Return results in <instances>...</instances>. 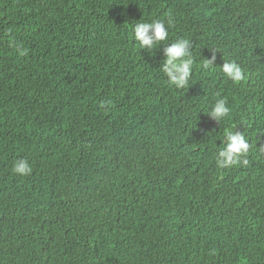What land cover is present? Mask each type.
<instances>
[{"label": "trees", "instance_id": "trees-1", "mask_svg": "<svg viewBox=\"0 0 264 264\" xmlns=\"http://www.w3.org/2000/svg\"><path fill=\"white\" fill-rule=\"evenodd\" d=\"M228 129L250 149L221 168ZM0 264H264V0H0Z\"/></svg>", "mask_w": 264, "mask_h": 264}, {"label": "clouds", "instance_id": "clouds-1", "mask_svg": "<svg viewBox=\"0 0 264 264\" xmlns=\"http://www.w3.org/2000/svg\"><path fill=\"white\" fill-rule=\"evenodd\" d=\"M133 35L136 41L139 42L140 48L147 46L151 49L155 42L165 41L168 32L161 20H152L151 22L141 21L136 23L133 26ZM187 45L188 40L182 39L164 48L166 59L163 63V72L168 78V83L177 89L186 87L192 75L194 62L186 51ZM17 52L19 55L27 54L26 49H18ZM215 58V54H213L211 58L205 59L202 63V68L204 70L209 69L213 65ZM221 70L234 82L241 81L245 76L244 70L234 61L224 62ZM207 114L217 121L223 117H228L230 109L226 100L217 99L211 111ZM249 149L250 143L244 133L228 129L224 133V146L217 150L216 163L221 168L231 166L237 162L239 155L247 154ZM244 163L246 164L247 161L245 160ZM12 170L17 175L26 176L31 173L32 168L26 158H20L13 162Z\"/></svg>", "mask_w": 264, "mask_h": 264}]
</instances>
